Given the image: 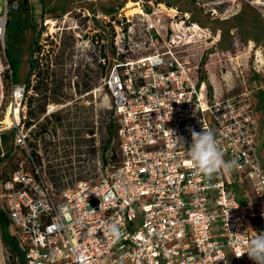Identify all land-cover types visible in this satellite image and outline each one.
Segmentation results:
<instances>
[{
    "label": "built area",
    "instance_id": "built-area-1",
    "mask_svg": "<svg viewBox=\"0 0 264 264\" xmlns=\"http://www.w3.org/2000/svg\"><path fill=\"white\" fill-rule=\"evenodd\" d=\"M28 1L41 14L37 0ZM10 2L0 0V131H13L11 153L18 158L1 181L0 198L24 264H254L235 253L264 232V164L257 153L264 123L250 92L222 99L207 93L189 45L196 31L207 41L209 30L185 27L189 15L176 8L168 17L181 22L169 30L143 9L138 31L113 24L100 60L110 64L103 86L119 161L113 165L110 154L93 184L57 189L19 118L31 92L13 84L6 57ZM7 116L10 125L2 127ZM190 128L211 129L224 159H237L239 167L211 178L196 172L186 155ZM109 224L118 235L105 230Z\"/></svg>",
    "mask_w": 264,
    "mask_h": 264
},
{
    "label": "rangeland",
    "instance_id": "rangeland-1",
    "mask_svg": "<svg viewBox=\"0 0 264 264\" xmlns=\"http://www.w3.org/2000/svg\"><path fill=\"white\" fill-rule=\"evenodd\" d=\"M38 3L41 14L28 0H11L6 57L16 67L18 83L25 84L31 92L25 96L33 97L32 87L45 78L47 83L51 79L58 82L61 96L68 95L65 102L59 98L54 105L49 102L42 112L45 120L56 116L54 128L47 124L41 130L24 127L29 130L28 142L33 152H37L40 166L49 179L55 180L57 189L73 188L80 182L93 184L104 174V168H100L102 159L107 161L112 154V164L117 165L119 161L115 128L113 140L105 149L111 103L103 80L110 64L107 61L102 66L100 58L108 52L106 41L113 24L123 22L126 30L128 26L135 31L142 28L138 20L140 9L144 14L155 12L152 17L159 19L162 28L168 30L170 24L174 27L181 22L179 17H168L173 15L169 8L189 14L185 27L195 23L208 29L207 41L205 32L196 31L189 45V53L198 63V77L206 83L207 93L211 98L222 99L250 92L258 101L257 117L264 123V0H37ZM125 16L133 21L125 23ZM35 40L40 50L32 58H36L39 65L27 81ZM7 96H10L9 86ZM9 101L8 97L6 107ZM66 115L68 126L64 121ZM41 124L42 121L38 125ZM7 125L4 122L2 127ZM13 134V131L10 134L0 131V137L5 136L0 139V154L13 148ZM257 153L264 164V138L258 142ZM0 160L1 188V179L11 172L13 162L11 157ZM0 212L6 215L1 198ZM0 264H17L2 241L1 231Z\"/></svg>",
    "mask_w": 264,
    "mask_h": 264
},
{
    "label": "clouds",
    "instance_id": "clouds-1",
    "mask_svg": "<svg viewBox=\"0 0 264 264\" xmlns=\"http://www.w3.org/2000/svg\"><path fill=\"white\" fill-rule=\"evenodd\" d=\"M189 131L192 142L186 150V155L196 172L211 178L220 171L231 172L239 167L237 159L227 161L224 159L223 150L211 129L203 128L202 131L197 132L190 128ZM175 139L178 143L184 145L183 137H175ZM105 230L113 235H118V230L114 224H109ZM244 254H247L254 264H264V232H257L255 236L248 240L246 251L235 253V256L239 258Z\"/></svg>",
    "mask_w": 264,
    "mask_h": 264
},
{
    "label": "trees",
    "instance_id": "trees-1",
    "mask_svg": "<svg viewBox=\"0 0 264 264\" xmlns=\"http://www.w3.org/2000/svg\"><path fill=\"white\" fill-rule=\"evenodd\" d=\"M183 13H187V12H183ZM39 50H40V48L38 46V42H37V40H35V42L33 44V47H32V50L30 52L29 73H28L27 78H26L27 81H28L29 77L32 75V72H34V71H36V69H38V65L39 64L37 63L36 58L33 59L32 56H33L34 53H38ZM102 56L105 57V54H102ZM8 62H9V65H10V67L12 69V82H13L14 85H17L19 83H18V78H17V74H16V67L13 64V62H11V61H8ZM38 74L39 73L37 71V75ZM42 75L44 77V73H42ZM57 84H58V82L56 80H54V79H51V82L47 83L46 78L42 79V81H40L39 83L36 82V85L32 87L33 91H35V93L32 94L33 97H27V104H28V108H29L28 109V113H32L30 107H31V104L34 101H36V100L38 101V103H37L38 109L41 112H43V110L45 109L44 108L45 102H47L48 97L52 98V100L54 102L57 101V98L62 97L60 95V90L62 88H61V86H58ZM35 95H38L39 97L37 98ZM34 96L36 98H34ZM113 128H115V120H114V117H113V113L111 111V116L109 118L108 128H107V141H106L105 149L110 145L111 141L113 140ZM10 132H12V131H9V134H10ZM2 138L4 139L5 136L1 135V139ZM11 151H12V149L8 150L5 153L4 157H6V158L11 157L12 162H13V168H12L11 172H13V170L15 169V164L17 162L16 159L18 158L17 157L18 156V152L11 153ZM113 157L114 156L111 155V160H113ZM102 162H103V164H105L106 160L102 159ZM9 174L7 176H4L1 179V181L6 180L8 178V176H9ZM49 180L54 185V187L59 188L57 186V184L55 183L54 179H49ZM0 231H1L2 241L4 242L5 245L8 246V249L12 252L13 257L17 259V264H24L22 248L19 246V243L16 240V237L14 235V230H13V228H12L10 222H9V219H8L7 215L3 214L2 212H0Z\"/></svg>",
    "mask_w": 264,
    "mask_h": 264
},
{
    "label": "flooded vegetation",
    "instance_id": "flooded-vegetation-1",
    "mask_svg": "<svg viewBox=\"0 0 264 264\" xmlns=\"http://www.w3.org/2000/svg\"><path fill=\"white\" fill-rule=\"evenodd\" d=\"M64 88H65V85H64ZM35 96L37 98L39 97L38 95H35ZM67 97H68V95L64 94L59 99H61L63 102H65L68 99ZM49 102H52V104L54 105V101L52 100V98L48 97L47 102H45L44 108H48ZM37 103H38V101L36 100L31 104L30 109H31L32 113H28L29 108H28L27 100L20 104L19 109H18V113H19V118L22 121L21 124L23 125V127L30 128V129L36 128V129L41 130L42 126L44 124H47L51 128H54V126H56V124H55L56 116H48V118H47L48 120H45L46 116L43 115L42 112L38 109ZM68 104L69 103H67L66 106ZM40 121H42L43 124L38 125ZM64 121H66V124L68 123L67 126L70 125L68 115L65 116ZM58 122H60V120Z\"/></svg>",
    "mask_w": 264,
    "mask_h": 264
},
{
    "label": "bare ground",
    "instance_id": "bare-ground-1",
    "mask_svg": "<svg viewBox=\"0 0 264 264\" xmlns=\"http://www.w3.org/2000/svg\"><path fill=\"white\" fill-rule=\"evenodd\" d=\"M259 3V2H258ZM47 24H50V25H52L53 24V21H47ZM12 114H14V110H13V113ZM4 122H6V123H8L9 125H10V120H4Z\"/></svg>",
    "mask_w": 264,
    "mask_h": 264
}]
</instances>
